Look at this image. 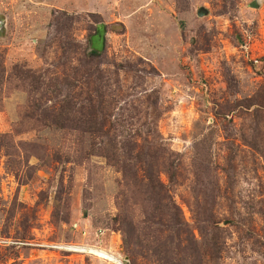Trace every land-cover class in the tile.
Returning <instances> with one entry per match:
<instances>
[{"label":"rangeland","instance_id":"1","mask_svg":"<svg viewBox=\"0 0 264 264\" xmlns=\"http://www.w3.org/2000/svg\"><path fill=\"white\" fill-rule=\"evenodd\" d=\"M84 246L264 264V0H0V264Z\"/></svg>","mask_w":264,"mask_h":264},{"label":"bare ground","instance_id":"2","mask_svg":"<svg viewBox=\"0 0 264 264\" xmlns=\"http://www.w3.org/2000/svg\"><path fill=\"white\" fill-rule=\"evenodd\" d=\"M72 250H75V251L79 250V251H82V252H88V253L97 255V256H99L101 258L111 260V261H113V262H115L117 264H123L122 260L119 258L118 255H116L115 253L110 252V251H108L106 249L100 248V247L84 246L83 248H72Z\"/></svg>","mask_w":264,"mask_h":264},{"label":"trees","instance_id":"3","mask_svg":"<svg viewBox=\"0 0 264 264\" xmlns=\"http://www.w3.org/2000/svg\"><path fill=\"white\" fill-rule=\"evenodd\" d=\"M103 25L104 26H100V27L97 26L96 29H95L96 33H93V35L90 36V43H91L90 45H91V49H92V51H90V53L92 55L98 56L101 53L99 50H100V48H102L101 45L103 46V44H102V42H103L102 34L103 33L99 32V31H100L101 28H103V27L105 28L106 27L105 24H103Z\"/></svg>","mask_w":264,"mask_h":264},{"label":"water","instance_id":"4","mask_svg":"<svg viewBox=\"0 0 264 264\" xmlns=\"http://www.w3.org/2000/svg\"><path fill=\"white\" fill-rule=\"evenodd\" d=\"M202 14V13H201Z\"/></svg>","mask_w":264,"mask_h":264}]
</instances>
